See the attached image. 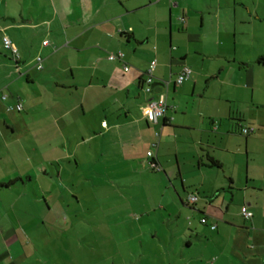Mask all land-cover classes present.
<instances>
[{
	"label": "crops",
	"instance_id": "1",
	"mask_svg": "<svg viewBox=\"0 0 264 264\" xmlns=\"http://www.w3.org/2000/svg\"><path fill=\"white\" fill-rule=\"evenodd\" d=\"M56 146L62 159L39 164ZM20 154L38 174L62 160L158 184L159 207L187 220L175 264H264V0H0V197L26 185Z\"/></svg>",
	"mask_w": 264,
	"mask_h": 264
},
{
	"label": "rangeland",
	"instance_id": "2",
	"mask_svg": "<svg viewBox=\"0 0 264 264\" xmlns=\"http://www.w3.org/2000/svg\"><path fill=\"white\" fill-rule=\"evenodd\" d=\"M86 150L77 157L94 155ZM41 151L39 164L62 159L64 152L61 146ZM18 160L26 185L0 197V264H175L184 230L178 225L186 216L162 210L158 184L146 176H99L90 172L94 166L81 165L83 175L62 160L44 166L45 175L21 154ZM63 164L70 171L61 177Z\"/></svg>",
	"mask_w": 264,
	"mask_h": 264
},
{
	"label": "built area",
	"instance_id": "3",
	"mask_svg": "<svg viewBox=\"0 0 264 264\" xmlns=\"http://www.w3.org/2000/svg\"><path fill=\"white\" fill-rule=\"evenodd\" d=\"M181 1H184V0H181ZM3 43H4V46L6 49L10 50L14 56V58L19 61V55H18V51H17V48L15 46V44L8 38V37H5L3 39ZM49 42H44L43 45H48ZM124 58V54L123 53H118V54H110L109 55V60L113 61V60H116V59H119V60H122ZM157 65V62L156 60L152 61L149 68L147 69L146 73H145V77H144V80H143V91L148 94V95H151L153 93V88H154V85H155V77H154V69H155V66ZM36 67L38 70H42L44 68V65H43V58L42 57H37L36 59ZM125 71L128 72L129 71V66H125ZM192 75V70L188 67H185L182 72L177 76V79H176V83L177 84H183L186 80L189 79V77ZM162 85L164 87H168L169 86V82L168 81H163L162 82ZM16 109L18 111H21L22 110V106L19 105L16 107ZM147 113H148V117H149V120L155 124H157L159 122V120L163 117L166 116L167 114V111L169 109V105H168V101H167V97L164 95V94H161V95H158L157 97H153L151 99L148 100V103H147ZM242 133L244 135H250L253 133V129H249V128H243L242 129ZM148 156L149 157H153V152L150 151L148 153ZM150 166L153 168V169H157V170H160V167L156 164V163H151ZM197 200V197L194 196V195H191L189 197V201L190 202H194ZM244 216L246 218H249L252 216L251 213L249 212H245L244 213ZM202 223H207V220L206 219H203L202 220ZM212 229H216V226L213 225L212 226Z\"/></svg>",
	"mask_w": 264,
	"mask_h": 264
},
{
	"label": "trees",
	"instance_id": "4",
	"mask_svg": "<svg viewBox=\"0 0 264 264\" xmlns=\"http://www.w3.org/2000/svg\"><path fill=\"white\" fill-rule=\"evenodd\" d=\"M211 164L215 167H220L219 163L217 161H214L213 159H211Z\"/></svg>",
	"mask_w": 264,
	"mask_h": 264
}]
</instances>
